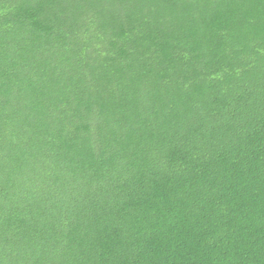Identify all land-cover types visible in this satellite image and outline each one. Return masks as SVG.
Listing matches in <instances>:
<instances>
[{"label": "trees", "instance_id": "obj_1", "mask_svg": "<svg viewBox=\"0 0 264 264\" xmlns=\"http://www.w3.org/2000/svg\"><path fill=\"white\" fill-rule=\"evenodd\" d=\"M0 264H264V0H0Z\"/></svg>", "mask_w": 264, "mask_h": 264}]
</instances>
